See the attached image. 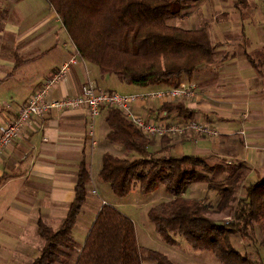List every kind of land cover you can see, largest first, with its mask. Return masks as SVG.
I'll return each mask as SVG.
<instances>
[{
	"label": "crops",
	"instance_id": "crops-1",
	"mask_svg": "<svg viewBox=\"0 0 264 264\" xmlns=\"http://www.w3.org/2000/svg\"><path fill=\"white\" fill-rule=\"evenodd\" d=\"M239 3L244 6L246 16L251 18L248 19L250 36L246 37L245 31L237 28L239 32L227 34L228 41H216V46L240 45V41L247 39L249 49L244 57L248 60L245 58L241 70H237L238 61L232 53L220 54L219 60L215 55L213 63L199 66L192 75L182 76L178 83L195 86L196 95L175 103L186 108L185 114L171 106L165 107V102L155 99L139 102L134 109L144 118L162 124L193 120L215 126L214 122H220L222 137H199L195 141L192 133L183 137L162 136L157 137L160 140L153 138L149 149L171 151L170 155L177 157V153L185 152L201 157L213 154L226 159L228 165L243 163L246 167L244 186H247L264 177V1L225 2L229 9H234L228 11L229 15H241ZM225 4L220 1L215 4L218 15L223 16ZM207 28L211 39L210 27ZM251 36L258 39L248 40ZM78 52L48 0H0V126L13 120L19 107L74 55L77 61L69 76L51 90L49 99L75 95L87 82L109 90L100 87L90 76L85 64L89 61L80 53L77 55ZM218 63L221 66L218 70L212 68ZM173 86L176 85H135L141 89L127 94H143L148 89ZM235 106L246 108L245 129L241 131L233 121L243 111ZM106 111L103 109L96 117H101V128H107L103 132L105 138L108 133ZM96 118L91 119L84 109L64 112L54 109L42 118H34L22 135L0 154V249L3 245L10 250L6 264H32L40 255L44 241L38 232V222L41 220L54 229L61 225L76 197L78 174L83 163L89 168L90 180L86 183V199L74 229L82 217L85 225L79 227L81 231L77 237L81 245L85 242L104 202L96 179H100L103 154L109 152L99 151L101 165L97 166L95 177L91 168L96 164L99 143L95 137ZM168 138L172 140L168 141ZM162 155L166 154L160 153ZM12 240L15 241L13 246Z\"/></svg>",
	"mask_w": 264,
	"mask_h": 264
},
{
	"label": "trees",
	"instance_id": "trees-1",
	"mask_svg": "<svg viewBox=\"0 0 264 264\" xmlns=\"http://www.w3.org/2000/svg\"><path fill=\"white\" fill-rule=\"evenodd\" d=\"M48 1L81 56L94 63L102 75H115L123 83L139 87L177 85L182 76L215 61L216 47L207 27L185 29L168 23L183 16L189 0ZM176 102L168 101L164 106L185 114L186 108ZM105 119L107 139L138 158L106 152L99 177L120 198L136 190L147 194L163 185L172 198L150 207L147 215L167 244L182 238L194 250L213 253L217 264H264V237L259 239L255 233L257 226L264 232V177L244 186L246 167L240 163L237 173L233 171L226 180L215 182L196 168L207 166L204 157H156L149 149L153 138L130 123L119 109L107 108ZM78 177L76 197L61 225L54 229L39 220L44 246L32 264H176L165 253L140 245L133 219L110 204L102 205L79 246L73 229L90 180L85 163ZM196 182H207L209 189L218 192L216 210L232 213L230 221L215 220L208 204L184 196L189 185ZM241 187L245 188L244 196L237 198ZM235 233L256 248L259 260L234 246Z\"/></svg>",
	"mask_w": 264,
	"mask_h": 264
},
{
	"label": "rangeland",
	"instance_id": "rangeland-1",
	"mask_svg": "<svg viewBox=\"0 0 264 264\" xmlns=\"http://www.w3.org/2000/svg\"><path fill=\"white\" fill-rule=\"evenodd\" d=\"M222 2L225 4V2H236V0H189L186 5V9L183 11V16L173 18L169 20L170 25L179 26L185 29H191V28H201V27H210L211 30V40L212 43L216 46V41H219L221 43H226L228 39L226 38L227 34H233L236 32H239L237 28L242 29L245 31V36L248 37L251 34L248 19H251L249 16H246L244 6L239 3L238 13L241 14L240 16H233L229 15L228 11H234V9H229L227 4L224 5L222 8L224 10L223 16L218 15L217 12H215V4L218 2ZM264 1V0H263ZM247 8V7H246ZM186 15V16H184ZM242 17V18H241ZM241 32V31H240ZM235 38H237L236 35H233ZM246 36V37H247ZM57 37L55 38L56 41ZM258 38L256 36H251L250 41L257 40ZM240 45L235 44H226V48H222L219 46H216L215 49V55L217 57V60H219L220 54L223 53H232L233 58H235L236 61H238L237 65H239V68L237 70H241V65L244 63L246 56V52L248 51V43L247 39L240 41ZM71 44V42H70ZM72 46V44H71ZM44 47L40 48L43 49ZM226 54V55H227ZM253 58H257L254 56ZM259 58V57H258ZM248 60V58H246ZM88 69L90 70V76L95 80H97V83L100 87L104 89H109L113 92L119 93V94H127L132 91H138L141 88L135 87V85L126 84L117 79L115 75L106 74L103 75L98 71L97 66L94 63L86 62L85 63ZM220 63L215 64L212 68L219 69L221 66H219ZM236 64V63H235ZM236 65V67H237ZM147 90L146 92L153 91ZM239 109V111H243L239 115H237L234 118L233 123L238 124L239 131L241 129H245V121H246V108L245 106L236 107L235 109ZM134 112L136 113L135 109ZM144 117V116H143ZM146 119V118H145ZM101 120V117L96 118V126H95V137L96 140L99 141L97 146V158H96V164H94V168H91L92 174L97 177L96 169L97 166L101 165V151H109L110 153L114 155H119L122 157H127L130 159H136L138 156L134 153L127 152L126 149L120 144L110 142L107 138H105V135L103 134L104 130H107L99 125V121ZM157 122V120H154ZM215 126L219 132V136H224L222 130H220V122H214ZM105 126V125H104ZM105 133V132H104ZM183 137V136H182ZM204 137V136H200ZM173 138V137H172ZM209 138V137H206ZM154 139H159L157 137H154ZM162 141V140H161ZM163 142V141H162ZM100 151V152H99ZM150 152L153 155L160 156V153H165L166 155H170L171 151L165 152V150L162 152H156V150L153 148L150 149ZM159 153V154H158ZM189 152H185V154L177 153L178 157H182L185 155H188ZM205 158V163L207 164L206 167H199L197 166V170H200L202 173L206 174L210 179L213 181H224L226 180L231 173L234 171V173H237V165L236 164H227V160L223 158H219L216 155L209 154L207 156H202ZM96 185L98 189L100 190V196L102 197V200L104 201L103 204H110L115 207H117L120 211L128 215L133 219L136 225V230L138 234L139 243L142 246L152 248L159 250L166 255L169 256L176 264H217L218 260L214 256L213 253L208 251H199L194 250L184 241L182 238H177L179 240L178 243L175 244H167L157 233L155 230L154 223L149 219L147 213L150 207L157 205L163 201H168L172 197L165 191V188L163 185L159 184L158 187L147 194H142L140 192H132L129 196L125 198H120L114 195L112 193L110 187L108 184L103 182L100 179H96ZM250 184H247L249 186ZM245 188L241 187L238 191V197L244 196ZM184 196L188 199L198 200L205 204H208L212 208L211 213L212 217L215 220H221L223 222L230 221L232 219V213L231 215L228 213V210H225L223 212H217L216 206L219 201L220 195L215 190H211L208 188L207 182H196L191 185H189L187 191L185 192ZM82 225H85V222L82 220V217L79 221V224H77L76 228L74 229L73 238L77 241L79 246H81V240L78 239V234L81 230H79V227ZM256 235L259 239H262L264 237V232H261L259 230L258 226L255 230ZM232 240L234 246L239 249L242 252H250L252 254V257L254 259L259 260L256 248L253 245H250L246 240L242 239L241 236L238 233H235L232 235ZM12 246L14 245L15 241H11ZM183 244V245H182ZM184 246V249L183 247ZM186 248V249H185ZM10 251L8 248L3 247L0 249V264H6V259L8 257V252ZM182 252V253H181ZM180 253V254H178Z\"/></svg>",
	"mask_w": 264,
	"mask_h": 264
},
{
	"label": "built area",
	"instance_id": "built-area-1",
	"mask_svg": "<svg viewBox=\"0 0 264 264\" xmlns=\"http://www.w3.org/2000/svg\"><path fill=\"white\" fill-rule=\"evenodd\" d=\"M76 58L77 56L74 55L65 61L42 87L19 107L15 118L0 126V154L22 135L24 128L30 125L34 118H42L54 109L60 112L84 109L94 120L102 113L103 109L116 108L130 123L151 138L182 137L187 133H192L197 141L200 136L216 138L220 135L217 128L202 121L187 120L176 124H162L145 119L142 115L134 112V108L139 102H148L153 99L167 102L193 97L196 95V91L195 86L191 83H180L167 89L153 90L143 94L124 95L100 89L94 83L87 82L75 95L49 99L51 90L69 76L72 65L77 61Z\"/></svg>",
	"mask_w": 264,
	"mask_h": 264
}]
</instances>
